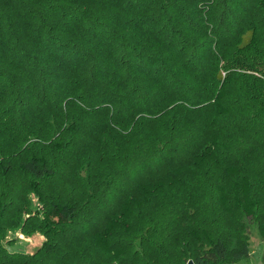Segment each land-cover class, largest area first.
I'll return each mask as SVG.
<instances>
[{
	"label": "trees",
	"instance_id": "obj_1",
	"mask_svg": "<svg viewBox=\"0 0 264 264\" xmlns=\"http://www.w3.org/2000/svg\"><path fill=\"white\" fill-rule=\"evenodd\" d=\"M149 210L134 264L264 242V0H0V244L47 239L0 264L122 263Z\"/></svg>",
	"mask_w": 264,
	"mask_h": 264
},
{
	"label": "rangeland",
	"instance_id": "obj_2",
	"mask_svg": "<svg viewBox=\"0 0 264 264\" xmlns=\"http://www.w3.org/2000/svg\"><path fill=\"white\" fill-rule=\"evenodd\" d=\"M109 193L108 191L106 194ZM103 198H106L105 194H102ZM28 202L26 203V208L24 207V215H22L21 221H24L26 218H29L30 216L35 214V199L33 198L32 194H29L28 196ZM30 206V207H29ZM29 207V209L27 208ZM39 208V207H36ZM28 210H31L28 212ZM152 211L149 210L148 213H140L138 218L137 224L135 225L136 230L134 235L132 237H129V235L125 234V232H120L116 238L114 239L115 244H130L129 251L127 257H125L122 261V263H119L117 261H112L110 258H106L105 256L101 255L96 258H102V260H105L107 264H134L137 260L139 261L142 259V256L139 254V252L142 251L144 247H150V244H146L142 240L141 234L143 231L150 226L152 223ZM150 220V221H149ZM166 215L163 217V219H158L159 222L165 223ZM83 222L84 219H81ZM244 224L247 227L246 228V237L249 241V250H250V256L247 260H242L237 263L233 264H263V251H264V242L261 240L258 229H257V223L252 220L251 218L245 219ZM9 227L1 239V247L7 254L10 255H17L24 254L26 256L34 257L39 254L40 249L42 248V245L47 240L45 235H43L39 231H30L29 233H25L21 226H15ZM29 231V230H28ZM172 244L171 241H167V245ZM69 258V257H68ZM45 259L42 256V260ZM181 257L177 253H171L163 260V264H178ZM59 261V259H58ZM191 261V260H189ZM186 264H188V262ZM134 262V263H133ZM157 263H160V260L156 261ZM185 264V263H182Z\"/></svg>",
	"mask_w": 264,
	"mask_h": 264
},
{
	"label": "water",
	"instance_id": "obj_3",
	"mask_svg": "<svg viewBox=\"0 0 264 264\" xmlns=\"http://www.w3.org/2000/svg\"><path fill=\"white\" fill-rule=\"evenodd\" d=\"M188 264H194V263H193V261L191 260V261L188 262Z\"/></svg>",
	"mask_w": 264,
	"mask_h": 264
}]
</instances>
